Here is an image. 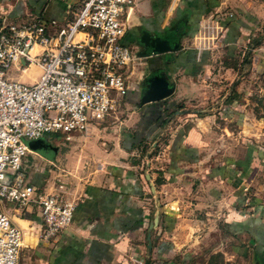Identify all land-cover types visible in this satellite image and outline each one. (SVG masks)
<instances>
[{"label":"crops","instance_id":"0c3cea01","mask_svg":"<svg viewBox=\"0 0 264 264\" xmlns=\"http://www.w3.org/2000/svg\"><path fill=\"white\" fill-rule=\"evenodd\" d=\"M82 2L0 0V13L40 16L56 34ZM212 15L224 40L199 52L194 36ZM124 20L123 42L141 57L127 71V116L69 141L46 137L57 148L51 156L36 150L38 139L27 142L30 181L41 193L66 183L76 208L50 243L38 237L37 204L8 209L25 231L21 264H264V117L254 111L248 79L264 77V0H141ZM173 27L181 50L141 55L143 30ZM41 73L34 66L15 75L33 83ZM154 74L174 92L143 104Z\"/></svg>","mask_w":264,"mask_h":264},{"label":"built area","instance_id":"2783aa9c","mask_svg":"<svg viewBox=\"0 0 264 264\" xmlns=\"http://www.w3.org/2000/svg\"><path fill=\"white\" fill-rule=\"evenodd\" d=\"M141 0H83L51 34L40 16L16 21L0 13V264H21L24 229L8 209L40 208V241H55L73 222L76 201L66 183L41 193L28 176L27 142L58 135L69 141L116 113L129 89L127 71L141 57L123 42L124 17ZM55 23V21L53 22ZM225 28L214 15L194 36L199 51L217 49ZM40 67L29 83L10 76Z\"/></svg>","mask_w":264,"mask_h":264},{"label":"water","instance_id":"95a60500","mask_svg":"<svg viewBox=\"0 0 264 264\" xmlns=\"http://www.w3.org/2000/svg\"><path fill=\"white\" fill-rule=\"evenodd\" d=\"M169 34L170 31L167 33L153 35L148 30H143L139 39L140 45L144 47V49L141 51V55L146 57L150 55H162L165 53L177 52L181 50L182 33H180L175 39H170ZM146 80L148 84L141 97V102L143 104L166 99L174 92V86L164 75H150ZM35 148L46 155L57 152V148L47 144L45 138L38 139L37 143L35 144ZM49 155L51 156V154ZM150 157L151 156H149V158ZM146 264H150V261H148Z\"/></svg>","mask_w":264,"mask_h":264},{"label":"rangeland","instance_id":"374dc122","mask_svg":"<svg viewBox=\"0 0 264 264\" xmlns=\"http://www.w3.org/2000/svg\"><path fill=\"white\" fill-rule=\"evenodd\" d=\"M140 68H142V67H140ZM35 74L38 75L39 72L37 70H34L33 69L30 72V75H35ZM10 76L11 77H14L15 76V73L14 72L13 73H10ZM26 77H28V76H26ZM17 78H19V77H17ZM25 78L23 80H25ZM143 79H144L143 77L142 78L141 77H138V80H140V81L141 80L144 81ZM248 79L253 82L251 84V86L253 87V88H251V92H252V95H251V103L253 105L254 111L256 112V114L262 115L264 117V77L261 78V79H258L257 76L255 77V75H253L251 73L250 76L248 77ZM130 81H131V79H130ZM259 83L261 84V86H259ZM128 112L129 111L127 110V106L125 105V100H123V103L119 107L118 111L116 113H113L111 116H109L107 118L106 122L101 127H104V126H113V125L119 124L121 122V119H123V118H125L127 116V113ZM29 164H32V160H31L30 163H28V165ZM46 168L49 169V168H53V167L46 166ZM27 170H28V168H27ZM245 192H247V193L249 192L250 195L252 194L250 192L249 188H246ZM235 261H236L235 264H249L248 262L245 263V262L241 261V259H239V258L236 259Z\"/></svg>","mask_w":264,"mask_h":264},{"label":"flooded vegetation","instance_id":"af4514ba","mask_svg":"<svg viewBox=\"0 0 264 264\" xmlns=\"http://www.w3.org/2000/svg\"><path fill=\"white\" fill-rule=\"evenodd\" d=\"M178 27H173V29L170 30V34H169L170 39H175L180 34V30L178 29Z\"/></svg>","mask_w":264,"mask_h":264},{"label":"trees","instance_id":"16d2710c","mask_svg":"<svg viewBox=\"0 0 264 264\" xmlns=\"http://www.w3.org/2000/svg\"><path fill=\"white\" fill-rule=\"evenodd\" d=\"M155 150H157V148Z\"/></svg>","mask_w":264,"mask_h":264}]
</instances>
